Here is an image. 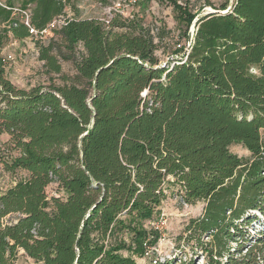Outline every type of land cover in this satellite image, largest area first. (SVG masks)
<instances>
[{
	"label": "trees",
	"instance_id": "trees-1",
	"mask_svg": "<svg viewBox=\"0 0 264 264\" xmlns=\"http://www.w3.org/2000/svg\"><path fill=\"white\" fill-rule=\"evenodd\" d=\"M1 1L0 163L27 177L0 196V264L20 252L34 264H138L157 246L149 224L170 187L183 204L204 205L179 247L205 264H264V0L201 17L156 0L178 12L186 39L197 20L187 60L172 65L136 16L66 19L58 40L38 44L45 73L62 84L30 90L9 80L1 55L5 40L33 36L14 0ZM68 8L72 0H23L20 10L40 33Z\"/></svg>",
	"mask_w": 264,
	"mask_h": 264
},
{
	"label": "rangeland",
	"instance_id": "rangeland-1",
	"mask_svg": "<svg viewBox=\"0 0 264 264\" xmlns=\"http://www.w3.org/2000/svg\"><path fill=\"white\" fill-rule=\"evenodd\" d=\"M4 1V0H3ZM106 1V2H105ZM18 10L21 8L23 0H14ZM73 9L68 8L65 18L57 20L52 26V31L45 35L35 36L25 41L5 40V47L2 51V58L12 56V60L5 64L6 73L9 80L19 89L30 90L37 86H49L51 78L53 83L60 85L62 81L56 75L48 76L43 68V63L39 61L38 44H47L50 39L58 40L54 35V30L62 26L64 21L77 16L79 19H98L107 20L114 11L120 10V15L124 18L138 17L143 26L151 31L155 36V41L159 46L156 52L157 58L162 65H172L176 60L172 58L180 53H175L176 46L185 42L183 37L185 24L178 19V12L170 3H159L156 0H72ZM228 3L231 5L233 0H178L180 6L187 8L197 16H204L207 13L220 9ZM120 5V6H118ZM29 13V12H27ZM17 15H22L17 13ZM194 25V24H193ZM191 26V28L193 27ZM190 28V30H191ZM81 50V48H78ZM63 74L73 76L75 70L71 62H61ZM264 141V130L261 132ZM9 140L7 135L0 138L2 153L0 157H6V142ZM230 150L233 154L241 158H249L250 153L242 145H232ZM27 173L18 172L11 175L4 171L0 163V196L11 188L19 179H25ZM178 187H170L166 190L167 199L162 205V221L157 222V227L149 224L153 231L159 233L157 246H148L146 253L151 258L145 257L138 260V264H153L154 260L158 264L174 262V264H205V258L200 253H195L189 248L179 247L177 238L183 233L185 227L191 219L197 218L202 214L204 205L195 206L185 205L178 197ZM47 192L50 197L56 196L58 189L55 184L51 185ZM259 229V226L257 227ZM14 264H34L23 252H20Z\"/></svg>",
	"mask_w": 264,
	"mask_h": 264
},
{
	"label": "built area",
	"instance_id": "built-area-1",
	"mask_svg": "<svg viewBox=\"0 0 264 264\" xmlns=\"http://www.w3.org/2000/svg\"><path fill=\"white\" fill-rule=\"evenodd\" d=\"M0 4L3 5L1 0H0ZM231 4H232V3H231ZM3 6H4V5H3ZM118 6H120V5H118ZM119 11H120V10H118V12L114 11V14L111 13V14L109 15V17L107 18V20H103V21H105L106 23H109V20H111V18H113L114 15H116V14H120ZM14 13H15V14H17V13L22 14V16H23V17H22V20L24 21L25 25L30 29V34H31L33 37H35V36H39V35H45V34H47L48 32L52 31L51 26L56 22V21L53 22V23L49 26V28H48L47 30H45V31L39 33L38 31H36L34 28L31 27V25H30L29 13H27V12H23V11L18 10V9H14ZM195 33H196V26H195V23H194L193 27H192L191 30H190L189 38L186 39L185 42L180 43V44H178V45L176 46V50H181L180 55H176V56H174V57L172 58V60H184V61L187 60V57H188V55H189V53H190V51H191L192 45H193V43H194ZM12 59H13L12 56H8L7 58H2V57H1V60H2V62H3L4 64H6L7 62H9V61L12 60ZM174 64H175V63H174ZM177 64H178V63H177ZM251 72H252L253 74L257 73L256 70H251ZM161 221H162V219H160V222H161ZM152 225H153L154 227H157V228H158V226L156 225V223H155V224H152ZM146 257L151 258V256H149V253H146ZM153 264H158V261H157V260H154V261H153Z\"/></svg>",
	"mask_w": 264,
	"mask_h": 264
},
{
	"label": "water",
	"instance_id": "water-1",
	"mask_svg": "<svg viewBox=\"0 0 264 264\" xmlns=\"http://www.w3.org/2000/svg\"><path fill=\"white\" fill-rule=\"evenodd\" d=\"M230 8V7H229ZM210 13H226V12H219V11H212V12H210ZM197 22V20L194 22V23H196Z\"/></svg>",
	"mask_w": 264,
	"mask_h": 264
}]
</instances>
